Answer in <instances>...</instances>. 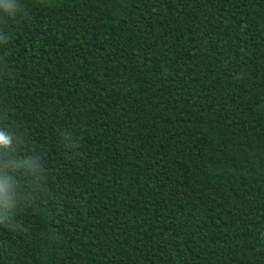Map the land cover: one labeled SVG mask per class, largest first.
<instances>
[{
	"label": "trees",
	"instance_id": "trees-1",
	"mask_svg": "<svg viewBox=\"0 0 264 264\" xmlns=\"http://www.w3.org/2000/svg\"><path fill=\"white\" fill-rule=\"evenodd\" d=\"M17 8L0 264H264V0Z\"/></svg>",
	"mask_w": 264,
	"mask_h": 264
},
{
	"label": "clouds",
	"instance_id": "clouds-1",
	"mask_svg": "<svg viewBox=\"0 0 264 264\" xmlns=\"http://www.w3.org/2000/svg\"><path fill=\"white\" fill-rule=\"evenodd\" d=\"M17 10V0H0V16L15 17ZM0 39H4V37H0ZM10 142V136L0 132V147H7Z\"/></svg>",
	"mask_w": 264,
	"mask_h": 264
}]
</instances>
